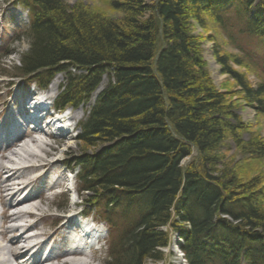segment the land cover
Here are the masks:
<instances>
[{"label":"trees","instance_id":"obj_1","mask_svg":"<svg viewBox=\"0 0 264 264\" xmlns=\"http://www.w3.org/2000/svg\"><path fill=\"white\" fill-rule=\"evenodd\" d=\"M11 1L28 15L19 79L46 88L63 74L64 109L87 103L108 78L80 124L75 160L79 192L117 231L105 264L163 262L171 232L187 264H264V186L239 177L243 159L263 160L264 144L241 141L249 127L209 78L190 32V21H214L239 57L216 42L222 74L264 118V0H110L116 19L63 0ZM230 63L247 66L257 85ZM229 137L237 161L225 156Z\"/></svg>","mask_w":264,"mask_h":264},{"label":"rangeland","instance_id":"obj_2","mask_svg":"<svg viewBox=\"0 0 264 264\" xmlns=\"http://www.w3.org/2000/svg\"><path fill=\"white\" fill-rule=\"evenodd\" d=\"M147 1L151 2L150 0ZM63 2L69 7L81 5L85 9L94 13H98L106 18L111 17L116 19L120 17L119 13L111 9L110 0H63ZM27 16L28 15L26 11L22 7L14 6V3L11 0H0V112L6 109L13 94L22 92L23 88L27 87V85L31 83L29 79H19V77H17L16 71L14 70V67H17L19 64L20 55L25 53L28 48V41L25 40V38H22L23 32L28 23ZM204 21L206 25L205 28L200 27L196 22L190 21V32L191 35H193L197 40L196 42L198 45L199 54L202 58L201 60L209 75V78L220 92H226L232 96L230 101L235 108L234 114L240 119L241 123L249 127L247 132H241V141L248 142L249 140H252L258 142L259 144H264V118L257 115V112L251 106H249L247 102H245L243 97L244 94L236 83L235 79L233 77H229L227 74H222L221 67L213 56L216 42L220 46L223 53L235 57H238V55L236 51L231 48L229 43L223 39L221 34H219L218 26L214 23V21L207 16L204 17ZM6 53L10 54L5 55ZM230 66L234 72L242 75L246 79L248 85L253 87L257 85L260 78L255 76L251 70L246 68L247 66L244 64L238 66L233 63H230ZM54 80H58V84L50 89V86ZM64 82V75L56 74V76H54L50 81L49 87L47 89L52 91L53 96L55 97L59 95L61 86L64 85ZM107 83L108 78L106 76L102 77L99 84L102 85L101 91L106 87ZM91 95V99L89 98L88 102L82 105V111H79V108L68 109L69 113L71 114L70 117L75 115L76 112L78 113V115H75V119L72 120L74 123H76L75 129L70 133L75 138L74 149L67 147L68 139L70 138V136H68L69 134L64 137L63 135H65V133H59L56 131V133L59 135L62 134L63 137L60 138L57 136L58 138L56 137L55 139L53 137H49L48 141L44 139L46 140V143L49 144V146L56 149L54 154H56L55 158L60 160L59 170L51 171L49 174H47V177L40 179V181H38L35 186L29 189V192L36 193L38 189L49 185L53 180L57 181L58 177L61 179V181H64L62 182L64 187L61 185V187L55 188L53 191L45 192L43 193V199L36 200L41 201L40 206L43 208V211L47 210V214L49 215V217L38 226V231H44L47 234H52L53 231L60 225L53 230V228L50 227L51 221L53 218L59 219V217L66 215L69 212L73 202H76L78 206L79 204L82 205L81 209L77 207L78 211L82 209L84 210V208L86 210H92V216L89 217L90 220L92 219L100 221V218L95 214V209L90 208L91 206L89 205L88 201L91 197V194L89 192L78 191L79 184L77 185L75 175V173L78 171V168L75 167V160L79 155H81L82 152V145L78 142L77 136L80 134V124L84 121L85 117L93 106L94 100ZM230 122L234 123L233 121ZM40 127L44 128L47 130L46 132L49 133L48 127H45L44 119L40 120ZM54 132L55 131H53V133ZM56 133L54 134L56 135ZM37 134L32 135L31 137H36ZM227 144L230 147L229 150L232 148L230 152L225 154L227 158L233 157L236 159V161L239 160V158H243L242 156H238L237 153H234L236 150L234 149L230 137ZM28 146L35 153L39 154L38 151L31 147V144ZM89 152L92 151L90 150ZM243 160L240 163V170L245 177H243L241 173L239 175L242 177L239 175L237 176H239L243 181H262L261 186H264V158L262 161H259V163L258 161H248L245 163ZM73 187L77 191V198L73 192L68 191ZM31 222L33 221H29V223ZM6 225L10 224L6 223ZM103 228L105 230V227ZM2 229L3 227L1 224L0 230ZM105 231V239L107 235V241H105V245H102L99 251L90 254V257L92 260H94L93 264H105L109 260L108 249L110 240L117 231L110 230L111 232H109V235L107 230ZM174 237L175 242H171L169 246L162 250L164 254L163 262H148V264H187L180 247L182 245V241L179 239L177 234H174Z\"/></svg>","mask_w":264,"mask_h":264},{"label":"bare ground","instance_id":"obj_3","mask_svg":"<svg viewBox=\"0 0 264 264\" xmlns=\"http://www.w3.org/2000/svg\"><path fill=\"white\" fill-rule=\"evenodd\" d=\"M14 6L19 5L14 4ZM57 84L58 80H54L50 89ZM101 86L99 85L92 93L93 100H96L103 91H101ZM82 107L79 106V111H82ZM76 114L78 115L77 112ZM75 115L71 117L72 120L75 119ZM69 132H64L65 135L63 136L69 134L67 147L74 149L75 138ZM34 134L37 133L26 131L20 137L17 136L13 141H9L4 150H0V206L2 209L0 223L3 227L0 230V264H55L54 262L58 258L50 256L42 259L37 255L45 244L50 243L56 236H61L66 226L70 225V219L62 216L59 219L53 218L52 221L58 223L53 230L60 226L52 234L38 231V226L49 215L47 214L48 211H43L40 206L41 201L38 203L35 201L43 199L44 191L48 192L61 187V185L64 187L62 184L64 181H61L59 177L57 181L47 185L37 196H32L27 192L23 198H20V195L31 189L40 179L47 177L51 171L59 170L60 166V160L55 158L56 154H54L56 149L41 140H37L36 137H31ZM29 144L39 154L31 150ZM75 193L77 194V191ZM22 207L27 210L19 212L17 215L9 213L10 210ZM75 208L76 205L72 204L69 212L75 211ZM32 219L33 222H27V220ZM6 223L10 225H6ZM28 233L32 234L29 235ZM29 253H31L30 256H28ZM58 256L64 259L63 264H93L94 261L90 255L88 257L86 255L78 256L70 251L64 254L58 253Z\"/></svg>","mask_w":264,"mask_h":264}]
</instances>
